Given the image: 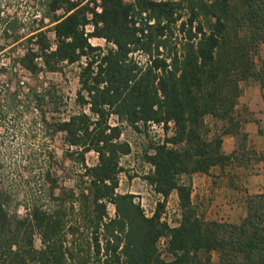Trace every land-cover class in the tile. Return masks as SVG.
I'll return each mask as SVG.
<instances>
[{
    "label": "trees",
    "instance_id": "trees-1",
    "mask_svg": "<svg viewBox=\"0 0 264 264\" xmlns=\"http://www.w3.org/2000/svg\"><path fill=\"white\" fill-rule=\"evenodd\" d=\"M39 9L42 27L14 39L25 49L12 69L37 77L78 65L80 111L49 120L46 108L58 112L62 103L50 83L31 88L25 100L17 90L0 91V116L34 106L45 134L62 135L65 156L81 173L75 189H60L49 155L43 181L51 203L33 201L23 218L0 192V264H264V191L248 197L246 216L232 224L200 215L192 185L193 175L263 160L249 148L245 127L257 123L263 136L264 128L238 107L244 85L264 88V0H42ZM153 125L166 138L146 151L145 180L164 200L149 217L134 195L118 189L122 159L133 152L124 130L143 134ZM226 137L237 143L229 155ZM174 193L176 227L163 219ZM162 239L169 260L159 249Z\"/></svg>",
    "mask_w": 264,
    "mask_h": 264
},
{
    "label": "rangeland",
    "instance_id": "rangeland-1",
    "mask_svg": "<svg viewBox=\"0 0 264 264\" xmlns=\"http://www.w3.org/2000/svg\"><path fill=\"white\" fill-rule=\"evenodd\" d=\"M41 1L0 0V91L3 94L17 90L20 98L25 100L24 97L31 88L42 90L52 83L57 94L62 97V103L58 112H55L52 106L46 108L48 119H66L80 111L75 103L80 88L78 65L66 67L63 74L43 72L37 77L20 67L12 69L14 61L19 55L24 54L25 49L24 42L14 46V39H26L42 27L39 21ZM88 30L91 31V28ZM49 37L54 40L52 33ZM91 43L94 46L107 47L104 40L93 39ZM136 60L146 62L142 55H136ZM261 60L264 61V46L261 49ZM243 90L238 113L255 119L264 128V88L259 83L251 81L243 86ZM24 102L25 107L27 103ZM39 113L32 106L23 115L18 113L6 119L0 116V192H7L11 196V212L21 218L27 215V207L37 199L41 200L42 205L48 206L51 203L48 187L43 181L44 165L49 155H54L51 163L58 176L60 189H75L81 173L80 167L65 156L67 147L62 135L51 139L45 134ZM116 122L113 118L112 123ZM245 129L249 134V148L255 150L263 160L254 162L249 169L233 166L221 172L215 168L209 176L201 174L192 176L193 203L199 214L208 221L239 223L247 214L248 197L264 191V136L259 134L257 123H249ZM165 138L164 129L156 125L143 134L126 128L122 136L123 141L131 144L133 152L122 159L125 172L120 176L118 192L134 195L136 202L142 205L149 217L164 199L156 194L145 180L151 166L145 162L144 155L151 145L162 143ZM236 148L235 138L224 139L225 154H231ZM86 159L89 166L97 163V156L94 153L89 154ZM109 213L111 217L115 216V208L111 205ZM163 219L172 227L179 225L181 211L176 193L169 198ZM36 247H41L38 236ZM160 248L162 257L169 260L164 246L160 245Z\"/></svg>",
    "mask_w": 264,
    "mask_h": 264
},
{
    "label": "built area",
    "instance_id": "built-area-1",
    "mask_svg": "<svg viewBox=\"0 0 264 264\" xmlns=\"http://www.w3.org/2000/svg\"><path fill=\"white\" fill-rule=\"evenodd\" d=\"M170 224V223H169ZM160 245H163L164 246V248H166V239H162L161 241H160V243H159V249H161L160 248ZM161 251V250H160Z\"/></svg>",
    "mask_w": 264,
    "mask_h": 264
}]
</instances>
